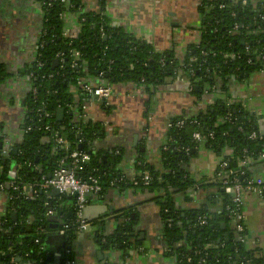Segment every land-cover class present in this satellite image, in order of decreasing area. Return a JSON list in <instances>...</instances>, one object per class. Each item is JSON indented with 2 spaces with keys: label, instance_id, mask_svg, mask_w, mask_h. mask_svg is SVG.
<instances>
[{
  "label": "trees",
  "instance_id": "16d2710c",
  "mask_svg": "<svg viewBox=\"0 0 264 264\" xmlns=\"http://www.w3.org/2000/svg\"><path fill=\"white\" fill-rule=\"evenodd\" d=\"M37 1L42 3L44 12L42 30L39 33V44L42 43L43 47L38 44L35 58L45 62V66L37 68L34 64H26L17 73L21 78H27L30 72L34 73L35 81L26 82L38 86L35 99L31 93L24 97L27 116L33 121L29 122L24 117L23 123L25 127L30 126L31 130L24 133L15 145L17 154L10 155L11 161L16 163L19 191L30 192V187L37 183L40 177L50 173L59 159L76 149L77 134L74 132L75 123L71 111L72 108L78 109L79 104L72 100L68 91L70 84H75L76 80L82 77L97 76L102 72L104 80L113 84L139 83L143 80L147 93L151 94V91L159 86L178 78H186L193 86L191 93L195 99L201 101L209 97L214 98L205 109L189 117L183 127L179 128L174 124L184 117L170 119L169 122L173 126L166 130L165 142L160 148L159 167L136 164L138 174L135 180L138 184L131 187L153 196L149 202L159 208L164 225V255L174 257L178 264H199L201 258L205 259L203 264H245L247 260L251 264H263L264 256L246 252L242 244L236 241L235 232L222 228L223 222L227 227L233 220L224 211L218 213L219 208L224 210L226 206H232L230 197L220 189V184L216 181L206 184L204 178H190L186 164L196 156L199 148L203 147L218 159L227 162L224 172L237 171V179L241 183L255 175L258 164H264L251 163L247 167H241L239 164L244 155L255 160L259 154L264 153V137L261 140L248 138L251 131H257L260 117L249 112L245 101L233 98L229 91L231 81L244 85L250 75L264 70V61L256 57L260 52L264 54V0H258L256 8L249 3L242 6L241 0H200L197 8L201 19L199 41L188 46L181 59L177 58L173 51L156 52L151 43L134 38L121 26L112 23L104 13L108 0H96L98 10L84 12H81L84 10L83 0H68L71 5L69 11L75 14L80 12L77 14L78 19L83 20L79 21L80 29L74 37L63 35L64 23L60 18L65 11L63 5L57 2L49 7L48 0ZM221 5H225V8L220 9ZM235 24L238 29L233 31ZM246 47H249V51L245 50ZM71 50L80 52L79 62L77 61L79 65L86 64L85 68L79 67L76 73H70L68 68L72 62ZM59 52L63 53L65 59L63 76L51 80L42 79V76L58 71L54 61ZM203 52L206 54L203 55ZM226 54L229 55L228 58L224 57ZM10 75L0 65V84ZM41 102L47 104L48 110L53 112L54 116L38 122L33 111ZM59 108L71 112L64 115L61 121L56 120ZM228 112L231 113V118L218 123ZM47 124L66 137L70 146L68 150L53 149L44 133V126ZM78 130L85 152H88L95 140L102 135L101 126L90 121L81 123ZM195 131L206 136L212 134V137H208L201 145L191 138ZM181 148H188V153L181 151ZM90 157L91 162L87 170L98 168L100 172H106L105 175L100 173L102 190L99 197H102L106 188L122 184L118 180L119 171L113 169L120 162L119 155L103 159L100 153L94 151ZM9 165L0 163V184L4 186ZM34 166L37 167L36 171L33 170ZM219 170L217 166L216 171ZM143 172L150 176L147 186L142 185ZM240 172H243V175H240ZM4 186L3 191L8 201L6 223L0 226V254H4L2 260L6 264H14L17 258L35 264H40L39 260H43L42 264H50L48 251L43 245L48 229L44 217L45 209L48 208L44 205V194L24 199L18 191H12L10 188L6 190ZM198 189L208 191L205 206L198 210L179 211L174 195L179 194L186 201L188 195ZM68 200V213L63 214L55 205L50 207L55 209L62 219L58 229L67 226V244L73 240L76 232L73 223L74 198L64 197L59 202L53 201L61 206ZM216 206L219 208L211 212ZM12 211L17 216L15 222L10 219ZM121 218L124 219L123 226L118 227L117 237L116 234L100 235L99 243L102 248L122 246L125 249L140 246L136 237L134 241H130L133 238L135 220L131 219L127 212L121 215ZM199 218H205L206 224L199 226ZM43 226L45 230L41 234L38 228ZM36 239L40 241L39 244L35 243ZM102 239L104 244L101 243ZM64 258H69L75 263L71 251L62 253L60 263ZM187 258L191 259L190 263L186 261Z\"/></svg>",
  "mask_w": 264,
  "mask_h": 264
},
{
  "label": "crops",
  "instance_id": "0c3cea01",
  "mask_svg": "<svg viewBox=\"0 0 264 264\" xmlns=\"http://www.w3.org/2000/svg\"><path fill=\"white\" fill-rule=\"evenodd\" d=\"M199 2L200 0H108L104 13L112 23L121 26L134 38L151 43L156 52L173 51L181 59L187 47L199 41ZM83 6L85 11L98 10L96 0H83ZM31 20L34 25L38 23L30 9L23 7L21 0H0V65H3L6 73L11 74L0 85V142L9 149L15 148V144L21 139L19 131L24 111L14 106L13 99L25 97L26 82L16 79L15 73L27 60V46L23 43H29L26 31ZM229 87L233 98L244 100L248 111L264 120V70L250 75L244 85L231 81ZM213 98L198 101L189 92L188 83L178 78L145 95L132 83L114 84L110 108L102 109L93 101L88 104V119L100 125L102 132L93 143V148L103 159L120 156L119 164L113 169L119 171L118 180L122 184L106 188L102 197L89 198L86 217L93 219L99 214L100 220L94 222L91 230L75 233L68 244L66 237L58 234L62 221L59 214L55 212L46 218L48 229L43 245L48 251L50 264H60L59 260L65 249L71 251L75 264H178L174 257L164 255V225L159 208L154 211L150 221L145 217V212L154 205L149 202L153 196L131 187V181L138 174L136 164L159 167L160 148L165 142L166 124L170 119L192 117ZM116 151L118 154H115ZM217 166V157L201 147L196 156L186 164V170L190 178H204V183L207 184ZM255 172L254 176L264 181V164H260ZM52 192L53 190L44 193V205L49 208L55 205L63 214L68 213L70 201L60 206L53 202L58 195L53 196ZM206 192L208 191L198 189L189 194L186 201L181 195H174L177 209L187 212L204 207ZM242 198L245 231L240 244L246 252L264 256V197L246 192ZM7 201L6 193L0 190V217L5 214ZM218 208L216 206L210 211L214 212ZM103 209L105 212L101 214ZM126 212L136 222L130 241H134L136 237L140 246L125 249L121 246V249L116 250L102 248L99 243L100 235L116 234L117 237L118 227L123 226L124 221L121 215ZM51 224L57 227L50 229ZM222 228L234 230L233 221L227 227L223 222ZM16 264L35 263L20 259Z\"/></svg>",
  "mask_w": 264,
  "mask_h": 264
},
{
  "label": "built area",
  "instance_id": "2783aa9c",
  "mask_svg": "<svg viewBox=\"0 0 264 264\" xmlns=\"http://www.w3.org/2000/svg\"><path fill=\"white\" fill-rule=\"evenodd\" d=\"M64 6L65 11L60 15L64 23L63 28V35L65 37H74L80 29L79 21H83L82 19L79 20L77 13L70 12L69 9L71 5L68 3V0H48V6L51 7L54 3H57ZM258 0H241V5L245 6L248 3L253 7L256 8ZM200 3V2H199ZM225 5H221L220 9H224ZM82 10L81 12H84ZM234 16V14H232ZM238 26L235 24L233 27V31H236ZM74 33V34H73ZM39 44V43H38ZM39 47H43V44L40 43ZM246 51H249V47L245 48ZM36 52L30 58L28 64H34L37 68H43L45 66V62L39 61L36 57ZM206 53L203 52V55ZM70 55L72 57V62L69 64V71L70 73H76L77 69L81 66L83 68L86 67L85 63L78 64V60L80 59V52L78 50H71ZM225 58H228L229 55H224ZM259 60L264 61V54L260 52L258 56H256ZM78 61V62H77ZM55 65L58 67V71L55 73H49L47 75L42 76V79H54L55 77L63 76L62 70L64 68V55L63 53L59 52L55 56ZM249 62V61H248ZM162 65L164 64L163 61L161 62ZM26 81H35L36 75L30 72L25 78ZM188 83L189 92L192 91V87L188 79L182 78ZM134 87L140 90L141 94L145 95L147 93L146 86L141 80L139 83H132ZM113 83H109L104 80V74L101 72L97 76H85L78 80H76L75 84L69 85V93L71 94L72 100L74 103H78V109L72 108V116H73V123H75V130L74 132L77 134V146L82 145V140L80 138V132L78 127L81 123L89 122L88 119V104L93 101L101 106L102 109L110 108V99L113 95ZM38 86L33 84L26 83V91L25 93H31L32 97L35 99L37 94ZM14 106L22 108L24 111V116L20 124V137L31 130L30 126L25 127L23 120L24 117L27 121L32 122V118L27 116V106L24 104V98L16 97L13 99ZM206 108V107H205ZM203 108V109H205ZM62 109V108H59ZM57 109V110H59ZM63 110V117L64 115L71 113L64 109ZM33 114H36V119L38 122L46 119L49 120L54 116V113L48 110L47 104L41 102L39 107L33 111ZM62 117V118H63ZM231 118V113L228 112L224 119L218 120V123L224 122L226 119ZM188 118L178 120L174 126L176 127H183L185 121ZM91 122V121H90ZM173 125L168 122L166 124V128H170ZM239 130H242L239 128ZM44 133L47 135L48 141L51 143L53 149H61V150H68L69 143L66 137L60 134L58 131L53 130L50 124L44 126ZM208 137H212V134L208 136L201 134L198 131H195L191 134V138L196 141L197 143L203 145V143L207 140ZM250 140H261L262 137L259 135L258 131H251L248 135ZM170 141V140H168ZM17 144V143H16ZM15 144V145H16ZM76 149L71 151L66 157L59 159L53 170L48 173L46 176L40 177L37 183H34L30 187V192H20V186L18 183V176H17V169L15 171L8 170L6 173V184L8 188L12 189V191H18L20 195L24 199L39 197V194L42 195L48 191L56 190L58 192V198L56 199L57 202L61 201L64 197H72L74 198V225H75V233H81L86 231L88 223L83 220V212L88 204V200L90 197L98 196L101 192L102 188L100 185V173L101 175H105L106 172L99 170L98 168H94L91 170H87L89 163L91 162V157L88 152L85 151H78ZM14 147L10 149L8 147H3L0 149V159L5 158L6 163L10 164L11 162V151ZM16 148V147H15ZM166 147H164V150ZM181 151L188 153V148H181ZM115 154H118L116 151ZM218 159V158H217ZM264 162V153L258 155L257 159L253 160V158L244 155V157L240 160L239 164L241 167H247L251 163H259ZM145 164V163H142ZM260 165V164H258ZM218 167L219 171H215L214 175L210 182L216 181L220 184V189L224 192V194L230 197L232 206H226L224 210L219 208L218 213L224 211L228 216H230L234 223V232L238 235V243L243 242L242 235L245 231L244 229V216L241 211V207L243 204V194L246 192H253L259 197H264V181L260 177L253 176L251 179L247 180L245 183H241L237 179L238 172L233 170H228L224 172L225 168L227 167V162L218 159ZM112 168V167H111ZM33 170L36 171L37 167H33ZM86 171V172H85ZM240 175H243V172H240ZM142 185L147 186L150 183V176L147 172L142 173ZM138 181L133 179L131 181L132 186H137ZM3 184H0V190L3 191ZM15 213V212H14ZM55 213V209L47 208L44 212V217L48 218ZM199 226H203L206 224L205 218H199L197 221ZM67 226H64L62 229H58V234L62 237H65ZM45 227L38 228V232L43 234ZM68 239V237H66ZM36 244H39L40 241L38 239L35 240ZM101 243L104 244V239L101 240ZM40 249L43 250L42 247ZM63 252L68 253L69 251L66 249ZM62 252V253H63ZM4 254H0V264H6L2 260ZM28 257V255H25ZM187 262H191L190 258H187ZM39 263L42 264L43 260H39ZM205 263V259L201 258L199 260V264ZM16 264V262H14ZM60 264H75L73 260L69 258H64L62 263ZM245 264H251L249 260L245 262Z\"/></svg>",
  "mask_w": 264,
  "mask_h": 264
},
{
  "label": "flooded vegetation",
  "instance_id": "af4514ba",
  "mask_svg": "<svg viewBox=\"0 0 264 264\" xmlns=\"http://www.w3.org/2000/svg\"><path fill=\"white\" fill-rule=\"evenodd\" d=\"M21 3H22V5H23L24 8H29L30 11L33 14V17L36 20H38V23L36 25H34L33 20H31L30 21L31 22L30 25L27 27L26 37H27V39H29V43H28V45L26 44L27 42L23 43L24 45L27 46V48L25 49L26 50L25 52L27 53V60L25 62H23L22 65H21V68H23L24 65H26V64L29 63L30 58L33 56V54L35 53L36 48L38 46V43H39V33L42 30V21H43V14H44V12H43V5H42V3H40L37 0H21ZM32 24H33V26H32ZM21 68L19 70H21ZM19 70L16 71L15 78L16 79L18 78V79L23 80V81L26 82V79L25 78H21L20 76L17 75V73H18ZM6 214H7V208L5 210V214L1 215V217H0V226L1 225H5V223H6V221H5L6 220L5 219ZM232 231H234V230H232Z\"/></svg>",
  "mask_w": 264,
  "mask_h": 264
},
{
  "label": "water",
  "instance_id": "95a60500",
  "mask_svg": "<svg viewBox=\"0 0 264 264\" xmlns=\"http://www.w3.org/2000/svg\"><path fill=\"white\" fill-rule=\"evenodd\" d=\"M62 117H63V110L62 109H59V110H57V112H56V120L57 121H61L62 120ZM257 131H258V133H259V135L261 136V137H264V120H259V122H258V126H257ZM78 138V137H77ZM136 139V137L134 138V140ZM134 145L136 146V140L134 141ZM94 144H92L91 145V148L88 150V153L89 154H91L92 152H94L95 150H94ZM0 149H2V143L0 142ZM83 146L82 145H78L77 146V150L78 151H83ZM11 154L14 156V155H16L17 154V149L16 148H13L12 149V151H11ZM0 163L2 164V165H4L5 163H6V159L5 158H3V159H1L0 160ZM10 170H12V171H15L16 170V163H15V161L14 160H12L11 162H10ZM4 188L7 190L8 189V185L7 184H5V186H4ZM52 195L53 196H57L58 195V192L56 191V190H53V192H52ZM86 209H87V207L84 209V212H83V220H85L87 223H88V226H87V229H86V231H89V230H91V228H92V226H93V224H94V222L95 221H99L100 219H98L99 218V214L98 215H96L93 219H88L87 217H86ZM105 212V209H103L102 211H101V214H103ZM10 219H11V221L12 222H15L16 221V214L15 213H12L11 215H10ZM187 225L189 224L188 222L186 223ZM57 227V225H53V224H51V225H49V228L50 229H55ZM119 235V234H118ZM235 239H236V241L238 242V235L237 234H235ZM115 250L116 249H121V246H119V248H117V247H115L114 248ZM99 254V253H98ZM50 260V258H48V261ZM16 262H19L20 260H19V258H17L16 260H15Z\"/></svg>",
  "mask_w": 264,
  "mask_h": 264
},
{
  "label": "rangeland",
  "instance_id": "374dc122",
  "mask_svg": "<svg viewBox=\"0 0 264 264\" xmlns=\"http://www.w3.org/2000/svg\"><path fill=\"white\" fill-rule=\"evenodd\" d=\"M50 204V203H49ZM158 210L156 205H153L152 207H150L146 212H145V217L148 218V220L150 221V219H152V214L154 213V211Z\"/></svg>",
  "mask_w": 264,
  "mask_h": 264
}]
</instances>
